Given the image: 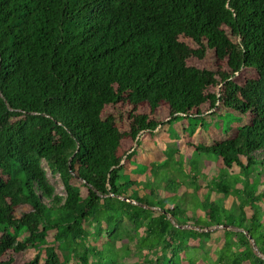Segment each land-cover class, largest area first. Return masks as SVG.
Masks as SVG:
<instances>
[{"label": "trees", "instance_id": "trees-1", "mask_svg": "<svg viewBox=\"0 0 264 264\" xmlns=\"http://www.w3.org/2000/svg\"><path fill=\"white\" fill-rule=\"evenodd\" d=\"M132 251L264 264V0H0V264Z\"/></svg>", "mask_w": 264, "mask_h": 264}, {"label": "rangeland", "instance_id": "rangeland-1", "mask_svg": "<svg viewBox=\"0 0 264 264\" xmlns=\"http://www.w3.org/2000/svg\"><path fill=\"white\" fill-rule=\"evenodd\" d=\"M262 151H258V152H255V156L259 159H262L263 158V153H261ZM147 151L145 149H142L139 153H138V161L139 162H143L144 163V160H143V156L146 155ZM142 154V155H141ZM188 158H190V156L187 154L186 155V159L188 160ZM150 159L147 160V162H149ZM45 167L46 164L44 163ZM176 166V165H175ZM177 167V166H176ZM132 168H137V165L134 164V166ZM213 169L214 167L213 166H208V168H206V170L210 173V174H213ZM47 171H48V177H49V180L51 182V184L55 187L56 189V192L59 194V195H63L65 196L66 195V191H65V188H64V185L62 183V180L60 178L59 175H54L51 173V171L47 168ZM177 172H175L174 169H170L168 171V175H176ZM152 177L151 174H148L147 176V179H150ZM178 180L180 181V178H178ZM165 181V180H162L160 183L162 184V182ZM192 186V180H189L186 182V184H182L181 187H179V194L184 197L183 200H181V202L184 203L185 207L189 208V207H192L193 206V203L191 201V194L188 193V190L190 189V187ZM219 201V203H222V198H218L217 199ZM235 201L234 198H230V201H226L227 202H230L231 204ZM195 215V214H193ZM221 232V231H220ZM22 234V233H21ZM20 234V235H21ZM215 237H216V240L215 241H212V240H209L206 242V248L207 250H210V252H213L217 247L218 245L220 244V236L221 235L220 233H215ZM26 236L25 233L22 234L21 237H24ZM117 247L119 250H122V252L124 251L126 245H127V242H126V238H122L120 240H117ZM200 255L203 254V250H201L199 252ZM154 255H149L148 258H146L145 260H143L141 258V256H139V254H136L134 251H132L131 253H129L128 255H123L121 256L122 258V261H125L126 264H153L151 262V258H153Z\"/></svg>", "mask_w": 264, "mask_h": 264}, {"label": "water", "instance_id": "water-1", "mask_svg": "<svg viewBox=\"0 0 264 264\" xmlns=\"http://www.w3.org/2000/svg\"><path fill=\"white\" fill-rule=\"evenodd\" d=\"M236 229H238V230H239L240 228H236Z\"/></svg>", "mask_w": 264, "mask_h": 264}]
</instances>
